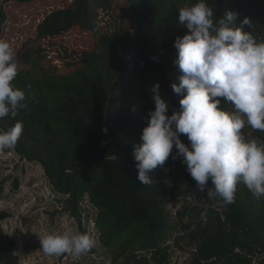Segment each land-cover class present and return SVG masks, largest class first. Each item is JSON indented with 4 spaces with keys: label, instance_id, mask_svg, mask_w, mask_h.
Here are the masks:
<instances>
[{
    "label": "trees",
    "instance_id": "obj_1",
    "mask_svg": "<svg viewBox=\"0 0 264 264\" xmlns=\"http://www.w3.org/2000/svg\"><path fill=\"white\" fill-rule=\"evenodd\" d=\"M197 2L124 0L130 12L127 27L119 13L122 0L0 3V39L11 44L18 65L12 83L28 102L14 119L0 120V129L23 123L13 151L41 166L80 233H96L113 264H170L169 249L179 248L184 238L195 247L191 264H264V197H254L242 182L232 204L209 198L195 188L181 158L172 159L175 146L165 164L150 173L151 185L138 180L133 148L141 143L148 113L155 108L151 87L159 83L169 103L167 115L180 109L184 93L171 87L182 74L174 64V42L189 30L178 15ZM206 2L214 21L230 11L238 13L233 27L249 18L252 27L245 30L264 42V0ZM105 13L119 20L112 17L118 25L110 34L98 29ZM220 99V108L228 111L229 102ZM241 135L264 142L259 130L248 135L243 128ZM181 140L189 143L183 135ZM165 179L177 184L175 198L197 201L177 211L176 222L166 208L174 194L164 190ZM86 198L92 210L82 209ZM205 210L206 221L200 215ZM7 217L0 213V221ZM13 247L0 229V264H18Z\"/></svg>",
    "mask_w": 264,
    "mask_h": 264
},
{
    "label": "clouds",
    "instance_id": "obj_2",
    "mask_svg": "<svg viewBox=\"0 0 264 264\" xmlns=\"http://www.w3.org/2000/svg\"><path fill=\"white\" fill-rule=\"evenodd\" d=\"M105 16L114 20L105 13L102 23ZM213 16L206 0L179 9L178 21L189 30L174 42V64L182 74L179 84L171 87L176 94L184 93L180 109L167 115L169 103L155 83L150 89L155 108L148 113L150 119L133 155L138 180L151 185L150 173L165 164L175 146L172 159L181 158L195 188L228 205L235 202L241 182L257 199L264 197V142L241 135L245 126L264 132V42H257L245 30V26L252 27L249 18L233 27L237 12H227L218 21ZM17 75L15 51L0 39V120L14 119L28 107L25 92L12 83ZM220 98L229 102L233 111L222 110ZM22 132L21 121L0 129V154L14 149ZM164 183L172 187L170 180ZM200 215L207 220L206 210ZM94 246L88 234L70 230L40 239V248L49 256L79 257Z\"/></svg>",
    "mask_w": 264,
    "mask_h": 264
},
{
    "label": "rangeland",
    "instance_id": "obj_3",
    "mask_svg": "<svg viewBox=\"0 0 264 264\" xmlns=\"http://www.w3.org/2000/svg\"><path fill=\"white\" fill-rule=\"evenodd\" d=\"M2 1L4 0H0V3ZM119 9L123 24L127 27L130 24V12L124 0ZM112 17L118 18L115 14ZM117 25V21L114 20L113 23L110 17L105 16L98 29L101 33L110 34L115 31ZM228 106V112L233 111L230 103ZM244 129L248 135L254 131L248 126ZM0 180L4 182V190L0 197V213L8 215L0 221V229L7 240L14 242V254L18 258V264H113L110 262V255L100 247L98 235L90 232L85 234L95 241V246L79 257L44 254L40 248V239L51 233H63L66 230L80 233V230L76 220L64 211L62 197L52 190L40 165L20 159L13 149L5 150L0 154ZM163 185L167 194L172 192L175 198L177 184H172L171 188H167L164 182ZM174 198L168 200L166 208L171 221L176 222L177 211L184 205H191L197 201L191 196L184 199ZM183 221L187 223V218ZM169 242L173 243L172 240ZM179 244V248L169 249L170 264H191V251L195 248L194 245L188 244V238L179 239ZM117 264H124L123 260Z\"/></svg>",
    "mask_w": 264,
    "mask_h": 264
},
{
    "label": "built area",
    "instance_id": "obj_4",
    "mask_svg": "<svg viewBox=\"0 0 264 264\" xmlns=\"http://www.w3.org/2000/svg\"><path fill=\"white\" fill-rule=\"evenodd\" d=\"M82 209H85L86 211L92 210V206L89 204L87 198L83 201ZM91 215H93V214H91ZM89 224L91 225L90 229H93L94 224H93L92 220L88 221L87 225L89 226Z\"/></svg>",
    "mask_w": 264,
    "mask_h": 264
}]
</instances>
